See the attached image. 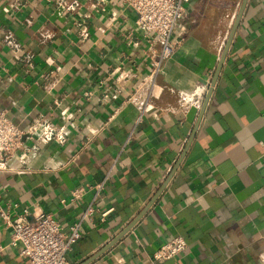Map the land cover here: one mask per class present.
<instances>
[{
    "label": "crops",
    "instance_id": "1",
    "mask_svg": "<svg viewBox=\"0 0 264 264\" xmlns=\"http://www.w3.org/2000/svg\"><path fill=\"white\" fill-rule=\"evenodd\" d=\"M242 1L190 0L151 86L150 41L124 0H0V110L24 133L14 171L0 172V209L68 231L91 205L68 264H159L175 235L186 249L161 264H264V0L246 1L196 129L210 86L199 110L190 102ZM0 264H31L1 218Z\"/></svg>",
    "mask_w": 264,
    "mask_h": 264
},
{
    "label": "built area",
    "instance_id": "2",
    "mask_svg": "<svg viewBox=\"0 0 264 264\" xmlns=\"http://www.w3.org/2000/svg\"><path fill=\"white\" fill-rule=\"evenodd\" d=\"M49 1V0H48ZM58 5L65 4L64 0H54ZM190 0H124V4L134 13V23L137 29L148 37L150 43L144 52L148 60L147 78L154 86L156 76L162 64L171 58L177 49L175 29L182 17L185 5ZM71 5H68L69 8ZM81 20V21H80ZM79 26L83 37H87L88 30L84 20L80 19ZM121 67L118 66L117 69ZM207 86H196L191 94L190 102L200 109L202 98ZM149 96V95H148ZM147 96V97H148ZM148 101L144 99L141 113ZM140 119V114L137 120ZM23 131L11 121L5 111L0 110V172L14 171L7 162L11 159L22 144ZM112 169V167H111ZM108 179V175L94 185V197L97 198ZM83 187L72 192L71 200L81 199ZM94 198V199H95ZM65 203V199H61ZM93 207L86 208L81 218L73 222L68 231H64L58 221L50 214L34 211L32 215L26 209L11 217L9 209H0V218L10 230V244L19 246V255L28 259L31 264H68L67 254L81 237L82 220L92 213ZM110 209L104 211L106 215ZM186 241L180 235L161 243L152 254L156 263H164L180 255L186 249Z\"/></svg>",
    "mask_w": 264,
    "mask_h": 264
},
{
    "label": "water",
    "instance_id": "3",
    "mask_svg": "<svg viewBox=\"0 0 264 264\" xmlns=\"http://www.w3.org/2000/svg\"><path fill=\"white\" fill-rule=\"evenodd\" d=\"M246 1L247 0H243L242 1V3H241V5H240V9H239V12H238V15H237V17H236V19H235V21H234V23H233V25H232V28H231V31H230V33H229V35H228V37H227V40H226V42H225V44H224V47H223V50H222V53H221V55H220V58H219V61H218V64H217V67H216V69H215V73H214V76H213V78H212V81H211V84H210V88L208 89V92H207V94H206V97H205V99H204V102H203V105H202V108H201V111H200V113H199V116H198V120H197V122H196V124H195V129L197 128V125H198V123H199V119H200V117H201V114H202V112H203V110H204V108H205V106H206V103H207V100H208V98H209V96H210V94H211V91H212V87L214 86V84H215V81H216V79H217V76H218V73H219V70H220V68H221V66H222V63H223V61H224V58H225V56H226V53H227V51H228V48H229V45H230V43H231V40H232V38H233V35H234V33H235V30H236V28H237V25H238V23H239V19H240V17H241V13H242V10H243V8H244V6H245V3H246ZM195 129H194V131H195ZM194 133V132H193ZM193 137V136H192ZM182 158V157H181ZM181 160V159H180ZM162 188H163V186H162ZM161 190L162 189H160L159 191H158V193L155 195V197L151 200V202L148 204V206H146L145 208H144V210L125 228V229H123V231L120 233V235H118L117 237H115V239H114V241H112L111 243H113V242H115V241H117L124 233H126L129 229H130V227L134 224V223H136L137 221H138V219L142 216V214L147 210V208L151 205V203L155 200V198L157 197V195L161 192ZM110 243V244H111ZM109 244V245H110ZM108 245V246H109ZM108 246H106V247H104V248H102L96 255H95V257L96 256H98L100 253H102ZM88 261H90V259L88 260ZM88 261H85L83 264H86Z\"/></svg>",
    "mask_w": 264,
    "mask_h": 264
}]
</instances>
